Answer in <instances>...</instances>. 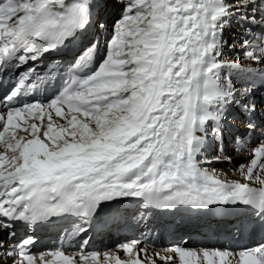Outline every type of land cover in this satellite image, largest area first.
<instances>
[{
    "label": "snow or ice",
    "instance_id": "snow-or-ice-1",
    "mask_svg": "<svg viewBox=\"0 0 264 264\" xmlns=\"http://www.w3.org/2000/svg\"><path fill=\"white\" fill-rule=\"evenodd\" d=\"M82 34L87 45L56 94L23 102L65 71L37 62ZM9 74L16 78L0 96V264H264V240L165 246L150 230L101 251L81 237L124 198L162 211L240 208L233 236L248 225L264 232V106L254 99L264 89V0H0V85ZM236 122L237 151L253 135L260 144L229 179L212 165L231 157L207 148ZM63 217L80 221L66 233L80 248L33 251L35 228Z\"/></svg>",
    "mask_w": 264,
    "mask_h": 264
},
{
    "label": "bare ground",
    "instance_id": "bare-ground-1",
    "mask_svg": "<svg viewBox=\"0 0 264 264\" xmlns=\"http://www.w3.org/2000/svg\"><path fill=\"white\" fill-rule=\"evenodd\" d=\"M235 32L237 30L235 27L232 29ZM84 35V36H83ZM87 34H82V38H84ZM232 37V35H231ZM75 40H78L75 39ZM80 41V39H79ZM71 42L70 44H72ZM239 46H237V49ZM225 53L231 55L233 59L237 58V54L235 52H229V49L225 48ZM63 55L65 53H62ZM64 58L70 59L69 55H64ZM241 59H243L241 57ZM70 60H67L69 62ZM28 65H32L31 63ZM26 66V65H25ZM22 66V67H25ZM16 69V71H20L21 68ZM240 86L239 84L237 85ZM264 89L257 90L254 94V99L258 103V106H264ZM229 123H232L231 118H229ZM243 125L236 122L234 128H226L225 135L223 141L215 140L220 145V149L223 148L224 153L231 157V163L227 161L221 163H214L212 167L217 169L224 170L229 179H239L240 174L238 169L242 164L246 165L249 163V154L251 151L258 147L254 146L259 138L257 135H253L248 142L244 145L243 149L237 151V145L235 144V137L243 131ZM260 131V130H259ZM257 130V132L259 133ZM212 144V145H211ZM214 147V143L212 141L209 142L207 151H210ZM214 148V152H215ZM220 151V150H219ZM218 153V152H217ZM216 154V153H215ZM223 212L222 220L218 222L214 220L209 222L211 225V231L209 233H204L202 235L199 234L200 230H202L206 225L205 223H201L203 218L202 213H197L195 211H185L181 209L178 214L174 217V219H169L166 222L160 220V215L156 212H149L148 208L146 209L143 205V202L139 198H124L121 202L114 204L111 208H109V214L107 217L103 219H99L100 223L92 226L93 221L91 222V232L92 236L89 238V244L99 243L101 245V251L112 248L119 242H122L126 239L138 238L141 237L142 234H148L150 230L154 232L159 238L160 242L166 243L171 241L172 244H178L181 239L187 240L189 242V246H220L224 244V236L222 231L225 230L230 234L232 231V226L235 222H237L238 218L244 217L246 214L240 208H228L224 209L221 206L218 209ZM231 215L232 218H228ZM143 216V219L141 218ZM159 219V221H158ZM76 222V223H75ZM71 222L63 226L62 228H70L72 230L77 223H80L79 220ZM128 226L124 227L125 224ZM168 223V225H167ZM167 227V231L165 233H161V231H156L158 226L165 225ZM204 225V226H203ZM87 227V225H86ZM162 228V226H161ZM160 228V229H161ZM54 230V229H53ZM18 233L23 230H17ZM31 231V230H30ZM37 227L35 228L32 234H36ZM216 231L215 235L214 232ZM160 232V233H159ZM38 242L43 241L44 239L51 244V250H59L56 240H58V236L52 232H49V235L42 231L40 235H34ZM82 238H86L83 234H81ZM62 238H60L61 240ZM229 243V241L227 242ZM81 246V238L75 241L72 245V248L65 249V253L68 255L74 254ZM36 252H40L38 247L35 249ZM59 264V261H57Z\"/></svg>",
    "mask_w": 264,
    "mask_h": 264
},
{
    "label": "rangeland",
    "instance_id": "rangeland-1",
    "mask_svg": "<svg viewBox=\"0 0 264 264\" xmlns=\"http://www.w3.org/2000/svg\"><path fill=\"white\" fill-rule=\"evenodd\" d=\"M236 34L235 31L233 30H228L225 32V38L229 40V43H231V35ZM264 94V91H263ZM258 133V132H257ZM258 136V135H257ZM212 143H214V147L212 149H210V151H207V154L211 157L212 155H214V148L217 147V142L215 140L212 141ZM260 144V139L258 140V142L254 143V146H259ZM216 150V149H215Z\"/></svg>",
    "mask_w": 264,
    "mask_h": 264
}]
</instances>
